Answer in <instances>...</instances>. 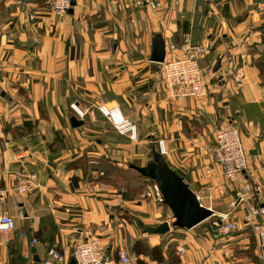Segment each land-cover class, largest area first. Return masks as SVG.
<instances>
[{
    "label": "crops",
    "instance_id": "crops-1",
    "mask_svg": "<svg viewBox=\"0 0 264 264\" xmlns=\"http://www.w3.org/2000/svg\"><path fill=\"white\" fill-rule=\"evenodd\" d=\"M75 1L73 14L59 18L52 0H0V217L16 221L8 239L0 234V264H46L55 245L71 264L87 232L115 258L138 240L163 244L166 256L169 236L155 229L169 208L99 177L112 163L146 166L161 141L165 161L195 194L215 187L204 207L225 212L246 184L260 188L264 200V74L257 66L264 0ZM151 1L161 4L158 12L147 7ZM156 35L164 38L166 54L185 38L210 46L200 62L209 72L205 98L171 99L163 65L150 61ZM101 105L119 107L138 139L120 135ZM73 118L83 125L74 128ZM230 127L239 130L249 156L237 182L214 161L216 133ZM34 174L21 194L18 188ZM245 214L232 216L234 235L214 232L216 217L189 230L180 264H264ZM256 222L264 224V217Z\"/></svg>",
    "mask_w": 264,
    "mask_h": 264
},
{
    "label": "built area",
    "instance_id": "built-area-1",
    "mask_svg": "<svg viewBox=\"0 0 264 264\" xmlns=\"http://www.w3.org/2000/svg\"><path fill=\"white\" fill-rule=\"evenodd\" d=\"M72 1L53 0L52 11L55 16L59 18L68 16L69 10L72 8ZM147 7L158 12L161 4L151 1L147 3ZM207 53L208 46L193 44L190 38H185L181 44H170L167 49L166 60L162 65L164 81L172 100L203 99L207 96L206 80L209 72L200 65L201 59ZM170 56L172 57L170 58ZM72 109L79 117H84L85 114L75 104ZM99 111L120 135H127L131 140L138 139L136 125L124 116L119 107L101 105ZM215 144V163L222 168L223 175L227 180L237 182L249 167V156L239 130L234 127L218 130ZM159 150L162 155L167 153L163 141L159 144ZM36 178L35 174L31 175L21 184L18 191L21 194L27 193ZM214 191V186H208L196 194L201 206H204L203 199L205 197L211 198ZM261 196L260 188H253L246 184L238 191L237 197L228 203L225 212L219 213L211 207L207 208L212 211V217L218 218L214 226L218 228L217 234L223 236L230 235L237 230V224L231 218L238 212L245 211V221L252 227L258 242L259 258L264 262V224L256 222L258 217H264V200H260ZM147 197H153L156 202L164 203V198L158 190L155 194L150 191ZM166 221L169 223L175 221L172 212L166 216ZM15 230L16 221L14 218L8 215L0 217V234L4 240L8 239V236ZM33 242L36 243V240L34 239ZM186 251L185 246L178 248V254L181 256ZM73 260L75 264H132L127 250H119L118 258H113L106 253L101 241L92 236L90 232L85 234V241L74 248ZM46 264H68V261L66 255L60 252L55 245L48 250Z\"/></svg>",
    "mask_w": 264,
    "mask_h": 264
},
{
    "label": "water",
    "instance_id": "water-1",
    "mask_svg": "<svg viewBox=\"0 0 264 264\" xmlns=\"http://www.w3.org/2000/svg\"><path fill=\"white\" fill-rule=\"evenodd\" d=\"M76 5V1H72V8ZM73 14V9L69 11ZM166 60V42L161 35H156L152 40V53L150 61L157 64H164ZM74 128L83 125L82 121L73 118L71 120ZM152 159L144 167L132 166L141 176L148 178L155 182L158 191L164 198V204L172 212L175 222L174 228L192 230L201 225L213 215L208 208L201 206L197 199L195 192L185 182L176 171L171 169L164 157L154 149L152 152ZM25 217L27 213L24 210ZM171 231L167 222L160 224L155 229V234L166 235ZM34 238L29 234V242L33 243ZM35 262L40 263L41 260L37 255L36 247L32 248ZM71 264H75L73 260Z\"/></svg>",
    "mask_w": 264,
    "mask_h": 264
},
{
    "label": "rangeland",
    "instance_id": "rangeland-1",
    "mask_svg": "<svg viewBox=\"0 0 264 264\" xmlns=\"http://www.w3.org/2000/svg\"><path fill=\"white\" fill-rule=\"evenodd\" d=\"M53 1V0H52ZM72 9V8H71ZM70 9V10H71ZM69 10V11H70ZM69 14V13H68ZM172 56H170V58H171ZM112 126V125H111ZM113 127V126H112ZM159 153H160V150L158 151ZM161 154V153H160ZM162 155V154H161ZM162 156H164V155H162ZM113 164V163H112ZM114 164H117V163H114ZM113 164V166H115V167H113V171H112V179H111V181H110V184L111 185H113V186H115V187H117V188H130L132 191H141V195H143L142 197L143 198H145V199H150V200H153L154 201V198L153 197H147V194L151 191L150 189H148L149 187H151L152 186V183L151 182H147V181H143V185L141 184V185H137L136 186V179H138L137 177H136V174H135V172H132V171H125V170H122L123 168L122 167H119V166H116V165H114ZM131 165H133L131 162L130 163H128L127 164V169H129L130 167H131ZM133 169V168H132ZM134 170V169H133ZM99 177H101L102 178V174L100 175L99 174ZM141 181V182H142ZM151 185V186H150ZM152 192V191H151ZM170 210V209H169ZM171 212V211H170ZM165 216V215H164ZM163 216V217H164ZM162 220V224L163 223H165V222H167L166 221V217L164 218V219H161ZM214 221H216L215 219H213ZM175 222V221H174ZM174 222H172V223H169V222H167L168 224H169V226H170V228H171V231L169 232V233H167L166 235L167 236H169V237H167L168 238V240L166 241V242H171L170 243V245L169 246H167V249L168 250H173L174 252H172L173 254L171 255V257H172V259L175 257V258H178L179 260H180V258H179V256H178V248H179V246H180V244H181V241H182V236H185L184 234H186L189 230H187V229H180V228H174L173 227V223ZM213 227H215V226H213ZM145 230V229H144ZM196 232H198L199 231V229H196L195 230ZM199 233V232H198ZM230 235H234L233 233H231ZM229 235V236H230ZM95 238H98V237H96L95 236ZM99 239V238H98ZM173 240V241H172ZM177 240V241H176ZM250 243H249V246H250V248H249V250H248V253L249 254H251V252H252V250H253V246H254V242H253V239L251 238L250 240ZM122 249H125V250H127V252L129 253V255H130V257H131V261H132V264L134 263V258H133V256L131 255L132 253H130V251H131V247H130V250L129 249H127V248H125V247H121V249L120 250H122ZM170 250V251H171ZM173 255H175V256H173ZM166 256L169 258V255H168V253L166 254ZM251 256V255H250ZM113 258H115L114 256H113ZM171 259V260H172ZM171 260L169 261V262H171ZM174 261H175V259H174ZM155 264H157V263H155ZM163 264H169V263H163Z\"/></svg>",
    "mask_w": 264,
    "mask_h": 264
},
{
    "label": "trees",
    "instance_id": "trees-1",
    "mask_svg": "<svg viewBox=\"0 0 264 264\" xmlns=\"http://www.w3.org/2000/svg\"><path fill=\"white\" fill-rule=\"evenodd\" d=\"M210 51H211L210 46H208V53L207 54H209ZM257 63H258L257 64L258 68L260 69V71L262 72V74H264V51H263V54H262V56L260 57V59L258 60ZM114 165L118 166L117 164H114ZM132 166H135V165L133 164V165H131V167L129 169H122V170H125V171H130L131 170V171H134L136 173V175H137V178H139V179H141L143 181L151 182L152 183V186L151 185L150 186L156 189V184H155L154 181H152V180H150L148 178H145V177L141 176L137 171H135V170L132 169ZM113 167H115V166H113V164H109L108 167L104 170L103 175H102V178L100 177L105 183H109L110 184V181L112 179V174H113L112 173ZM151 187H149L148 189H150ZM211 228H212V230L214 232H216V233L218 232V228L213 227V225H212ZM148 231H150L151 233L154 232L153 229H150ZM170 250L167 249V253L169 255V258H168L164 254L163 244H160V245H156V246L151 247L145 241L138 240L131 247V251L130 252L136 256V258H137L136 259V264H148L147 262H145L144 260H142L140 258V256L148 257V258H150L151 261H153V262H155L157 264H163V263L180 264V260L178 258H175L174 257L172 259L171 255L173 254L172 252H174V251L173 250L170 251ZM250 255L253 256V250H252V252H251ZM173 256H175V255H173ZM18 259H19V262H21V263L24 262L23 259H21V258H18ZM174 259H175V261H174ZM170 260H171V262H169Z\"/></svg>",
    "mask_w": 264,
    "mask_h": 264
}]
</instances>
